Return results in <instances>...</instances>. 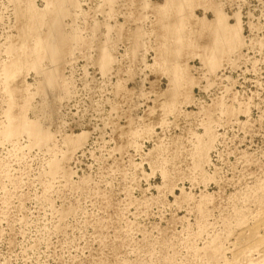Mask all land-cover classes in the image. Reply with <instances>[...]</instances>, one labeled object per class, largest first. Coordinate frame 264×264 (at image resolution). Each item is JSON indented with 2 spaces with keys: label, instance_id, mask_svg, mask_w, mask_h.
Instances as JSON below:
<instances>
[{
  "label": "rangeland",
  "instance_id": "rangeland-1",
  "mask_svg": "<svg viewBox=\"0 0 264 264\" xmlns=\"http://www.w3.org/2000/svg\"><path fill=\"white\" fill-rule=\"evenodd\" d=\"M76 1L0 0V264H264V0Z\"/></svg>",
  "mask_w": 264,
  "mask_h": 264
},
{
  "label": "bare ground",
  "instance_id": "bare-ground-1",
  "mask_svg": "<svg viewBox=\"0 0 264 264\" xmlns=\"http://www.w3.org/2000/svg\"><path fill=\"white\" fill-rule=\"evenodd\" d=\"M52 1V0H51ZM54 1V7H51V8H54L53 9V15L50 19V22L47 24L49 27L47 29V33H48V36L47 38H44L45 41L43 40H40L38 37L39 40H37L36 44H35V48L34 49H41V51L44 52V56L47 57L50 61H55L56 62L58 61V58L60 59V47L63 46L64 42L68 39H70L71 37H67L66 34H64L63 30H62V24H61V18L67 14V6L71 7V6H75L76 5V0H53ZM50 2V1H49ZM53 3V2H52ZM51 5V6H52ZM71 5V6H70ZM50 11V10H49ZM50 13V12H49ZM38 14V13H36ZM35 14V15H36ZM34 15V14H33ZM40 15V14H39ZM37 18H35V20L33 21V24L34 26L36 24H41V25H45L46 26V14L45 13H41V15ZM33 18V16H32ZM34 19V18H33ZM49 19V18H48ZM48 19H47V22H48ZM32 24V23H31ZM217 24V27L216 29L217 30H221V31H225V29L227 30L226 26H223L222 25V22H221V19L218 20V22L216 23ZM39 26V25H38ZM36 27V26H35ZM42 28V27H41ZM214 29V30H216ZM34 30V29H33ZM216 30V33H218ZM230 31V30H229ZM229 31H228V34H229ZM226 32V31H225ZM235 32V31H233ZM215 34V33H214ZM222 35V34H221ZM223 35H225L223 33ZM231 35V34H230ZM216 36V35H215ZM218 38H216V41L212 44L216 45L215 43H220L221 41V38L219 39L220 36H217ZM227 37V35H226ZM230 37V36H228ZM76 37L75 36H72V39L74 40ZM214 38V39H215ZM223 39H225L223 37ZM228 40V39H227ZM77 41V40H76ZM75 41V42H76ZM224 42V41H223ZM230 42V41H229ZM222 43V41H221ZM226 44H228V41L225 42ZM223 45V43H222ZM225 45V44H224ZM221 46V45H219ZM218 46V47H219ZM228 46V45H227ZM223 48V46H222ZM212 49V48H211ZM214 50H218V49H215L214 47ZM222 50V49H221ZM40 51V50H39ZM213 53V52H212ZM106 57V55H105ZM108 58V57H107ZM103 61V59H101ZM107 59H105L106 61ZM37 62L38 60H36L33 64L34 67H37ZM104 63V62H103ZM103 66V64H101ZM45 77H44V83L42 85V88L44 89L45 87H47L48 89L49 88H54V85H55V75L54 73H48V74H44ZM41 88V89H42ZM26 133L28 134L30 137H33L35 140L39 141V142H44L47 140L48 136L45 132L42 131L41 127H39V125L37 123H29L27 124L26 121H22V120H19L16 124H9L7 126V128L5 129L4 131V134L7 136V137H11L13 135H15L16 133ZM47 142V141H46ZM44 142V143H46ZM55 170V169H54ZM259 224V223H258ZM260 225L262 227H264V219L261 221ZM256 228L255 227H252L251 228V232H255Z\"/></svg>",
  "mask_w": 264,
  "mask_h": 264
}]
</instances>
